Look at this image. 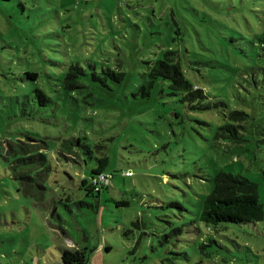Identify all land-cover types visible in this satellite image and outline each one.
I'll use <instances>...</instances> for the list:
<instances>
[{"label": "rangeland", "instance_id": "rangeland-1", "mask_svg": "<svg viewBox=\"0 0 264 264\" xmlns=\"http://www.w3.org/2000/svg\"><path fill=\"white\" fill-rule=\"evenodd\" d=\"M168 50L203 104H225L192 110L158 86L134 95ZM73 64L85 72L70 88ZM233 110L250 115L241 145L216 137L237 123ZM28 137L48 142V208L60 206L86 264H264V218L202 216L219 171L256 182L264 208V0H0V264L30 258L35 239L53 244L35 230L47 221L36 207L48 209L11 179L8 143ZM75 137L109 154L114 178L100 196L80 187L95 161L61 154Z\"/></svg>", "mask_w": 264, "mask_h": 264}, {"label": "trees", "instance_id": "trees-1", "mask_svg": "<svg viewBox=\"0 0 264 264\" xmlns=\"http://www.w3.org/2000/svg\"><path fill=\"white\" fill-rule=\"evenodd\" d=\"M84 72L85 70L80 65H71L65 76L66 86L70 88L77 86L76 78ZM106 72L118 81L125 77L124 71L111 70L108 72L106 70ZM28 75L31 78L37 77V74L32 72H29ZM157 86L159 91L165 90V93L169 96L181 95L180 100L188 103L189 108L192 110L209 109L214 105L225 104L223 102L214 104H203L201 102L206 98V93L186 77L181 54L175 50L166 51L162 57L150 64L145 81L139 86L141 91L134 92V95L140 93L143 96L151 97L152 94H155ZM37 92L43 101L47 99L41 90H37ZM229 116L237 123H227L221 126L216 133V137L241 145L248 140L245 138L244 131L247 129L246 122L250 115L243 110H233L229 113ZM87 140L88 138L83 137L66 140L64 142L66 149H62L61 154L68 161L78 164H82V162L88 164L95 161L90 176L81 180L80 187L87 190L89 194L100 196L103 190L110 186L114 173L107 171L110 157L106 148H100L97 143L86 142ZM256 141L257 144H260L264 142V138H256ZM8 145V154H11L14 158V163L11 165V179L17 180L18 190L25 195L32 196L37 205L49 209L51 206L48 208V203L51 200L48 195L52 190L49 181L52 179L53 182L54 179L52 178V166L45 153L48 142L44 139L28 137L9 142ZM85 155H88V157H85ZM124 174L127 175L125 171ZM101 175H105L107 181H99L97 183L98 189H96L97 185L94 179H99ZM78 203L94 205L85 201H79ZM123 203L128 204L126 201H123ZM202 216L204 221L208 223H251L262 220L264 218V208L259 199L258 184L240 174L219 171L214 177L213 189L205 200ZM62 261L64 264H86L87 252L85 248H63Z\"/></svg>", "mask_w": 264, "mask_h": 264}, {"label": "crops", "instance_id": "crops-1", "mask_svg": "<svg viewBox=\"0 0 264 264\" xmlns=\"http://www.w3.org/2000/svg\"><path fill=\"white\" fill-rule=\"evenodd\" d=\"M59 205H55V214H52L50 207L48 210H39L41 217H46L47 221H38L35 223V230L42 228L41 234L48 236L52 239L53 244L40 243L39 238L35 239V253H33L27 260L20 259L18 264H64L62 261V249H83L84 244L76 239L71 232L64 226V218L59 213ZM49 213H51L52 218L49 219ZM61 222L55 221L57 217ZM99 248H103L100 245ZM111 248V247H109ZM16 263V264H17Z\"/></svg>", "mask_w": 264, "mask_h": 264}, {"label": "built area", "instance_id": "built-area-1", "mask_svg": "<svg viewBox=\"0 0 264 264\" xmlns=\"http://www.w3.org/2000/svg\"><path fill=\"white\" fill-rule=\"evenodd\" d=\"M125 173H126L127 175H131V174H132L130 171H125ZM99 181H100V182H106V181H107L106 176H105V175H101L99 179H98V178H95V179H94V182H95L96 185H97V183H98ZM96 189H98V185H97Z\"/></svg>", "mask_w": 264, "mask_h": 264}]
</instances>
